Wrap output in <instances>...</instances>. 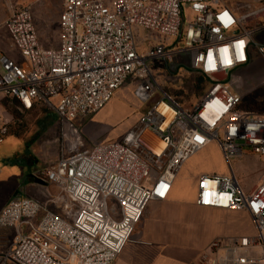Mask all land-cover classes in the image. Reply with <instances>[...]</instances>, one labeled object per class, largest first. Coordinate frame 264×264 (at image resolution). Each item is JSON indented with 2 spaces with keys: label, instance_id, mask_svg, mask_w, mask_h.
<instances>
[{
  "label": "built area",
  "instance_id": "1",
  "mask_svg": "<svg viewBox=\"0 0 264 264\" xmlns=\"http://www.w3.org/2000/svg\"><path fill=\"white\" fill-rule=\"evenodd\" d=\"M61 4L57 49L41 46L27 8L14 10L3 25L23 59L0 53V106L12 98L26 110L47 108L58 121L61 146L55 164L31 176L58 196L42 202L22 186L0 210V228L14 234L0 264H113L148 204L166 200L183 165L209 144L219 146L227 163L244 148L264 161V115L242 109L243 80L234 74L250 66L248 24L264 20V0ZM139 30L176 39L183 45L178 53H191L192 70L211 85L198 108L185 111L158 83L152 66L168 69L175 54L155 39L139 52ZM255 52L264 61V47L255 45ZM130 80L139 82L134 95L140 102L156 98L152 108L122 141L84 148L75 120L100 112ZM6 136L0 117V144ZM196 205L246 212L254 227V236L212 242L203 256L207 264L264 262V171L248 193L232 169L202 175Z\"/></svg>",
  "mask_w": 264,
  "mask_h": 264
},
{
  "label": "rangeland",
  "instance_id": "2",
  "mask_svg": "<svg viewBox=\"0 0 264 264\" xmlns=\"http://www.w3.org/2000/svg\"><path fill=\"white\" fill-rule=\"evenodd\" d=\"M61 6V0H16L14 4L16 10L27 8L31 11L39 42L47 50L59 47ZM10 14L11 7L9 6L8 16ZM248 30L253 32L252 39L254 41L251 47V63L249 67L237 70L234 74L243 80L245 96L242 109L257 115H264V61L255 52V45L264 47V20L249 23ZM154 39L156 42L166 45L175 54L173 62L168 64V69L165 66L161 68L160 63H155V66H152L153 71L158 74V83L179 101L185 111H193L200 106L205 95L211 89V85L192 70L189 51L178 53V49L183 50L182 43L178 44L176 39L165 38L141 30L135 33L139 52L145 51L148 44ZM0 53L22 62V53L12 44L2 27L0 28ZM138 84V81H128L120 91L127 86L133 90L131 93L123 92L121 97L135 111H143L145 104L150 102L142 103L135 97L134 87ZM114 100L119 101L117 97H113L109 103L111 104ZM155 102L156 98L151 101L152 105ZM0 117L7 124V136L0 144L1 209L21 184H24V187L29 186L25 180L26 175L31 174L32 176L55 164L60 154L61 141L58 121L48 109L38 108L33 112H25L16 101L4 99L0 106ZM131 119L130 117L129 120H124L102 133L97 128L95 134L90 136L85 134V130L96 125L94 120H84L83 117H78L74 125L81 129L80 134L84 148L91 149L94 146L122 141L126 135L122 134V131L130 125ZM215 146L210 144L193 156L184 168L185 173L188 172L189 175H192V171L195 169L210 167L224 170L228 175L232 169L242 191L244 193L253 192L260 185L264 161L253 157L251 150L244 148L241 158L230 159L227 163L218 156ZM184 180L180 181V188L185 196H190L192 193L188 190L190 185ZM28 194L42 202H45L49 196H58V192L53 188H50L49 191L44 190V194L38 197L37 194H35L36 196L29 192ZM59 207L56 209L54 206L52 210L64 218ZM13 237L12 232L0 228V255L8 250Z\"/></svg>",
  "mask_w": 264,
  "mask_h": 264
},
{
  "label": "crops",
  "instance_id": "3",
  "mask_svg": "<svg viewBox=\"0 0 264 264\" xmlns=\"http://www.w3.org/2000/svg\"><path fill=\"white\" fill-rule=\"evenodd\" d=\"M15 2L16 0H0V28H3L4 22L16 10L14 8ZM9 6L11 7L10 16H8ZM120 89L114 95L119 101L114 100L100 112L85 119L96 122L95 126L85 130L87 136L95 134L97 128L102 133L131 117L130 125L122 131V134L127 135L137 126L142 115L152 108L153 105L150 102L145 104L143 111H135L121 97L123 92L129 91L131 93L133 88L127 86L121 91ZM211 144L216 145L218 156L224 160L219 146L216 143ZM188 161L179 172L167 199L148 204L135 227L132 240L125 246L113 264H207L203 260V256L207 254L208 247L215 240L254 236L253 223L246 212L202 208L196 205L198 178L202 175L227 174L224 170L207 167L195 169L192 171V175H189L188 172L185 173L184 169ZM182 171L183 173H181ZM28 175L25 178L29 185L25 187L27 194L28 192L32 195L37 194L38 197L44 194V190L55 189L44 183L41 185L34 182V184L31 174ZM181 180L189 183L188 190L192 192L190 196H185L180 188ZM22 186L25 185L21 184L18 190ZM43 187L47 188L44 189ZM18 190L13 192L9 200L18 193ZM256 252L260 254L259 250ZM260 264H264V262Z\"/></svg>",
  "mask_w": 264,
  "mask_h": 264
},
{
  "label": "trees",
  "instance_id": "4",
  "mask_svg": "<svg viewBox=\"0 0 264 264\" xmlns=\"http://www.w3.org/2000/svg\"><path fill=\"white\" fill-rule=\"evenodd\" d=\"M201 77V76H200ZM202 78V77H201ZM203 80H204V78H202ZM206 81V80H205ZM5 99H11V100H14V101H16L15 99H12V98H5ZM4 100V99H3ZM19 105H20V103L18 102V101H16ZM20 107L23 109V110H25V112H33V111H36V109H38V108H44V109H47V108H45V107H43V106H41V105H36V106H34L31 110H26V109H24L21 105H20Z\"/></svg>",
  "mask_w": 264,
  "mask_h": 264
},
{
  "label": "snow or ice",
  "instance_id": "5",
  "mask_svg": "<svg viewBox=\"0 0 264 264\" xmlns=\"http://www.w3.org/2000/svg\"><path fill=\"white\" fill-rule=\"evenodd\" d=\"M208 193H205V199H206V202H207V197H208Z\"/></svg>",
  "mask_w": 264,
  "mask_h": 264
},
{
  "label": "water",
  "instance_id": "6",
  "mask_svg": "<svg viewBox=\"0 0 264 264\" xmlns=\"http://www.w3.org/2000/svg\"><path fill=\"white\" fill-rule=\"evenodd\" d=\"M36 183L41 184V185L43 184L42 182H36Z\"/></svg>",
  "mask_w": 264,
  "mask_h": 264
}]
</instances>
